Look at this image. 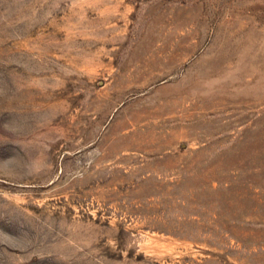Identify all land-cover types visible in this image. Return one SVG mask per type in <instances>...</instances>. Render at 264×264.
<instances>
[{
	"label": "rangeland",
	"instance_id": "rangeland-1",
	"mask_svg": "<svg viewBox=\"0 0 264 264\" xmlns=\"http://www.w3.org/2000/svg\"><path fill=\"white\" fill-rule=\"evenodd\" d=\"M0 264H264V0H0Z\"/></svg>",
	"mask_w": 264,
	"mask_h": 264
}]
</instances>
